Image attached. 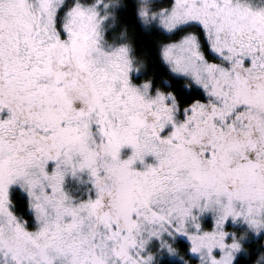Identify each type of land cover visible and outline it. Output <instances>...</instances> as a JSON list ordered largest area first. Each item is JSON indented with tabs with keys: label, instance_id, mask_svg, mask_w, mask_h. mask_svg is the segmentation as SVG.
<instances>
[{
	"label": "snow or ice",
	"instance_id": "snow-or-ice-1",
	"mask_svg": "<svg viewBox=\"0 0 264 264\" xmlns=\"http://www.w3.org/2000/svg\"><path fill=\"white\" fill-rule=\"evenodd\" d=\"M0 264H264V0H0Z\"/></svg>",
	"mask_w": 264,
	"mask_h": 264
}]
</instances>
